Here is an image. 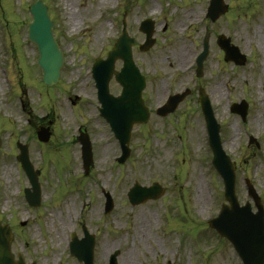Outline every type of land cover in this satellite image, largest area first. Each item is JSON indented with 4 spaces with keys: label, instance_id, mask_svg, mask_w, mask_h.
Segmentation results:
<instances>
[{
    "label": "rangeland",
    "instance_id": "374dc122",
    "mask_svg": "<svg viewBox=\"0 0 264 264\" xmlns=\"http://www.w3.org/2000/svg\"><path fill=\"white\" fill-rule=\"evenodd\" d=\"M33 1L0 0V221L13 231L14 257L20 254L26 263L79 264L69 256L68 243L72 233L82 237L84 225L95 236L94 264H108L115 252L118 264L128 257L132 264H242L230 243L202 223L218 214L224 198L221 179L211 165L196 91L201 86L208 95L223 150L237 164L239 204L249 202L255 211L244 183L249 179L264 207V121L259 120L264 118V55L259 45L264 41V0H224L227 12L214 23L205 19L209 0H43L64 55L55 86L41 82L38 54L27 39L28 6ZM123 18L136 40L133 60L146 77L143 99L151 116L147 124L133 127L129 157L118 164L120 148L99 115L91 66L95 58H105L121 33ZM147 18L155 22L156 42L141 53L138 45L144 35L138 27ZM205 30L209 53L196 79L193 65ZM218 35L228 37L246 56L244 66L224 62ZM182 46L191 57L184 71L178 64ZM121 65L117 61L115 69ZM186 87L193 92L173 114H154L169 94ZM216 89L220 100L211 95ZM120 90L112 79L110 93L118 95ZM241 101L248 104L245 123L229 111ZM48 121L50 140L40 143L36 131ZM82 129L93 151L85 176L80 145L74 140ZM250 137L258 148L248 144ZM17 142L28 146L30 161L40 172L38 208L24 199L29 183L16 161ZM200 179L206 194L202 208L197 205ZM134 182L158 183L164 193L132 207L126 195ZM103 192L113 199L109 214L103 210ZM141 217L148 218L150 226L138 242L133 227Z\"/></svg>",
    "mask_w": 264,
    "mask_h": 264
},
{
    "label": "water",
    "instance_id": "95a60500",
    "mask_svg": "<svg viewBox=\"0 0 264 264\" xmlns=\"http://www.w3.org/2000/svg\"><path fill=\"white\" fill-rule=\"evenodd\" d=\"M33 21L28 24L29 40L37 45L39 52L38 65L43 71L42 81L45 84H56L60 76V68L63 64L62 53L58 49L57 41L54 40L52 30L53 23L50 21L47 8L41 1H36L29 8ZM227 6L223 0H212L209 9V18L215 21L220 15L224 14ZM141 31L146 34V41L140 47V50L146 51L154 43L152 40L153 23L145 21L141 25ZM134 44L133 39L129 38L125 27L123 26L122 35L117 40L112 50L107 54L105 60L97 59L92 68V77L98 90V100L101 104L100 114L111 126L116 139H118L123 155L119 162H123L129 151L127 145L130 137V130L135 123H144L148 119L147 109L144 107L140 97L143 88V78L139 75L137 68L134 66L131 57V47ZM218 45L225 52V60H232L237 65H243L245 58L241 56L238 49L229 44L228 39L220 36ZM207 36L204 39V52L198 60V71L202 61L207 54ZM120 59L123 62V68L120 72L114 71V62ZM200 74V73H199ZM198 74V75H199ZM115 77L116 81L122 87V93L119 97H113L108 92V82ZM186 94L176 95L170 98L166 106L158 111V114L165 116L173 112L180 101ZM199 101L201 103L207 127L210 133V144L214 152L213 164L218 173L223 178L225 186V199L230 207L223 206L218 218L214 219L210 226L214 228L221 236L227 238L235 247L243 264H264V211L259 203L252 186L249 185V195L253 198L257 208L256 213L251 212V207L246 204L240 207L234 196L235 176L234 163L222 152L219 140V127L214 120L208 98L200 92ZM247 105L242 102L240 105H234L232 111L238 113L245 120ZM38 139L46 142L49 138L48 128H42L38 133ZM82 144V156L84 166L88 167L91 162V152L88 137L82 134L77 138ZM20 154L17 160L21 163L22 169L26 173L31 188L25 189L27 202L32 206H37L40 201V186L38 183V171H34L31 165L27 147L17 144ZM162 193L158 185L150 188L139 187L137 184L131 189L129 199L133 204L144 202L148 199H155ZM112 207L111 201L108 200L106 210ZM85 238L78 241L73 238L71 244V253L84 264H92V249L94 240L92 236L85 233ZM12 233L8 225L0 223V264H25L19 255L18 260L14 261L10 251V242ZM117 252L111 256V264H116L115 258Z\"/></svg>",
    "mask_w": 264,
    "mask_h": 264
},
{
    "label": "bare ground",
    "instance_id": "6f19581e",
    "mask_svg": "<svg viewBox=\"0 0 264 264\" xmlns=\"http://www.w3.org/2000/svg\"><path fill=\"white\" fill-rule=\"evenodd\" d=\"M106 2H109V0H100V3L104 4ZM154 11H155V9L152 8L151 13H153ZM71 15H73V12H71ZM69 24L72 27L75 26V20L73 19L72 16H70ZM181 28L179 30H182ZM259 42H260L259 43L260 48H261L263 55H264V41L263 42L259 41ZM188 53H189V51L184 46H182L179 53H178V64H179V66L182 67L181 69H184L187 66V65L184 66V62L190 61V59H191V57ZM261 73L264 74V60H263V69H262ZM85 83H86L85 80H83L81 82L82 85H84ZM211 95L213 98H216L217 100H220L222 98L221 92L218 89L213 91L211 93ZM259 120L264 121V118L260 117ZM5 174L9 177L11 174V171H7ZM197 191H198L197 192V205L200 208H202L203 204L205 203L206 194L204 192L205 186H204V183L202 182L201 179L198 181ZM134 225H135V227H133V236H136L135 238L138 239V242H141L142 237L148 232V228L150 226V221L148 218L144 219L141 217L138 220L134 221ZM135 238H133V239H135ZM120 264H132L130 257L123 259L120 262Z\"/></svg>",
    "mask_w": 264,
    "mask_h": 264
}]
</instances>
